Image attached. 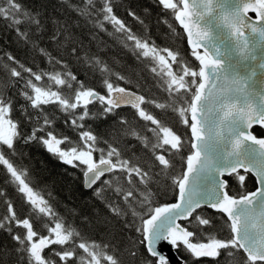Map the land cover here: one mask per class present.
Masks as SVG:
<instances>
[{"label": "snow or ice", "instance_id": "6c2138e0", "mask_svg": "<svg viewBox=\"0 0 264 264\" xmlns=\"http://www.w3.org/2000/svg\"><path fill=\"white\" fill-rule=\"evenodd\" d=\"M157 3L170 11L182 28L198 67L179 51L158 49L136 36L115 14L112 0H81L79 6L72 7L101 30L105 22L111 24L116 33L133 43L139 56L151 58L156 63L151 71L160 77L170 103L149 100L113 83L105 75L112 73L103 60L87 52L81 55V47L73 43L66 22L53 21L57 30L50 40L57 45L67 42L71 47L68 54L86 71L99 72L103 93L87 87L75 73L66 70L62 57L52 56L46 48H39V52L64 70L33 71L7 55L15 66L4 67L14 82L11 86L19 87L17 95L24 102L18 110L20 119L14 120L17 100L0 88V166L33 213L51 221L44 225L47 235L41 234L31 217L20 218L13 204L7 202L0 230L6 229L15 241L19 264H70L77 260V250L83 252L78 264H203L206 260L219 264L225 253L232 264H238L240 253L243 264H264V135L253 131L256 126L264 130V0ZM128 15L144 23L134 11L129 10ZM0 20L7 21L6 27L34 46L44 32L40 13L25 8L19 0H0ZM164 23L176 31L167 20ZM30 33L40 35L33 40ZM114 75L117 80L125 79L119 73ZM148 103L160 109L170 107L190 136L183 137L164 125L143 107ZM97 104L99 109L93 112ZM122 106H131L141 120L154 126L148 128L152 137L120 117L111 139L103 141L105 147H98L100 139L87 126L88 120L118 115ZM57 113L78 133L77 142L56 130ZM25 123L31 125L30 133L22 131ZM19 140L38 142L73 168L83 166V186L94 188L93 196L104 202L121 225V235L133 233L125 248L127 260H121L111 244L83 240L76 228L56 216L48 200L31 185L28 169L17 167L3 150L14 154ZM186 147L188 154L181 157L185 166L171 175L174 158ZM225 176H235L242 189L251 176L256 186L234 196ZM169 179L175 191L174 202L158 203L159 185H165L166 194ZM98 183L100 186L94 187ZM106 192L114 199H109ZM205 207L226 217L228 238L206 233L213 221L200 214ZM105 224L112 226L107 221ZM13 225L24 229L23 235L14 233ZM202 233L206 238H201ZM47 249H51V255H45Z\"/></svg>", "mask_w": 264, "mask_h": 264}, {"label": "trees", "instance_id": "16d2710c", "mask_svg": "<svg viewBox=\"0 0 264 264\" xmlns=\"http://www.w3.org/2000/svg\"><path fill=\"white\" fill-rule=\"evenodd\" d=\"M25 8L38 11L44 24L42 35L30 33V39H36L40 35L39 43L34 46L32 43H26L17 34L6 27L7 21L0 20V88H3L5 94L14 97L17 100L15 111L12 115L14 120L20 119L19 106L23 98L17 95L19 87H12L14 83L9 77L5 65H11L7 60V55L11 54L20 63L30 67L33 71L51 72L53 70L62 71L59 66L49 62L47 56L39 52V48H46L54 57L63 58L67 64L68 71L75 73L78 78L84 81L87 87H93L100 92H104L102 77L99 72L86 71L85 66L78 62L74 56L69 55L71 47L67 42L57 45L50 40V35L57 30L54 20H59L61 24L67 23L71 32V39L77 47H81V55L85 52L98 56L110 68L112 74H105L113 83L122 87L129 88L144 95L149 100H155L158 103H170L168 93L162 86L159 76L151 71L156 63L151 58H144L138 55L131 41H127L121 33H116L111 24L105 22L104 30L99 29L87 17L80 16L73 10L72 6H79L81 0H19ZM99 2V0H97ZM115 14L125 22L131 31L141 38L155 44L158 49L169 48L173 51H179L191 65L198 67V61L191 56L190 48L186 41V36L170 11H165L159 6L157 0H112ZM134 11L141 20L128 15V11ZM167 20L176 29L175 32L169 28ZM25 29L27 25L23 26ZM67 49V51H65ZM166 56V53H162ZM19 70V69H18ZM115 73L125 77L124 80H117ZM27 77V74L24 73ZM46 82V81H45ZM23 81L20 82L22 85ZM143 107L157 117L164 125L171 127L174 131L183 137L190 136V131L180 122L178 115L169 107L165 109L156 108L153 104H144ZM99 105L92 108L97 112ZM51 110V109H50ZM118 115L113 114L108 117H96L89 119L87 126L99 137L98 147L103 148V141L111 139L113 126L120 117L125 118L131 124L142 130L143 134L152 137L148 128L154 127L150 122L141 120L136 115V110L131 106H122L117 110ZM56 130L68 135L73 142L78 141V133L64 124L63 118L57 113ZM31 125L25 123L22 131L30 133ZM254 133L264 135V130L259 126L254 127ZM5 154L19 168H27L29 178L34 189L40 192L52 206L56 216L63 220L66 225L76 228L81 233V238L85 241H95L98 244H111L116 255L121 260H127L125 248L128 238L133 234L124 232L120 234V224L116 223L115 218L111 216L102 200L93 196L92 190L83 186V173L81 168H73L62 163L57 157L48 153L38 142L25 143L19 140L16 145V152L13 154L6 148ZM188 154V148L174 158L175 167L171 175L180 173L185 166L181 157ZM98 156L99 153H96ZM142 155V153H138ZM241 174H243L241 170ZM107 178V177H105ZM229 184L231 195H239L242 191L255 188L254 179L249 176L245 182V188L242 189L235 176H225ZM98 183L94 187H99ZM161 195L157 197V202H169L174 200L175 191L171 186L170 179L167 181L165 194V185H159ZM0 217L7 212V202H11L17 215L20 218L31 217L35 229L41 234L47 235L44 228L45 224L51 223L48 217H43L33 213L31 206L25 202L21 193L18 192L16 185L11 182L6 169L0 166ZM109 199H114L111 193H105ZM200 214L209 217L213 221V226L206 230V233L216 235L218 238L226 239L230 233L225 224L226 217L210 209L202 208ZM87 217V220H85ZM110 222L112 226H106L105 222ZM122 223V222H121ZM13 232L23 235L24 229L16 228L13 225ZM201 238H206L202 233ZM17 247L15 241L11 239L8 231L0 230V264H19L20 257L14 249ZM59 247V246H55ZM78 257L83 255L82 250H77ZM45 255H51V249L45 251ZM242 253L237 255L238 264H243L240 259ZM76 261L70 264H78ZM203 264H212L210 261H204ZM219 264H232V259L225 253L219 259Z\"/></svg>", "mask_w": 264, "mask_h": 264}, {"label": "water", "instance_id": "95a60500", "mask_svg": "<svg viewBox=\"0 0 264 264\" xmlns=\"http://www.w3.org/2000/svg\"><path fill=\"white\" fill-rule=\"evenodd\" d=\"M186 36V35H185ZM186 41H187V37H186ZM188 44V43H187ZM127 89H129V88H127ZM130 91H132V92H135L136 94H138V95H142V94H140L139 92H137V91H135V90H132V89H129ZM84 178V177H83ZM224 179H226L225 177H224ZM252 190H254V189H252ZM252 190H248V191H252ZM237 196V195H236ZM169 202H174V200H172V201H169Z\"/></svg>", "mask_w": 264, "mask_h": 264}]
</instances>
